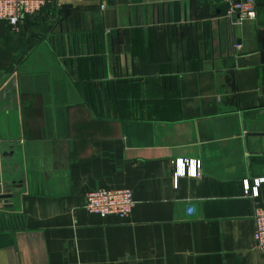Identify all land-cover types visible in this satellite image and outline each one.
Wrapping results in <instances>:
<instances>
[{"label": "crops", "instance_id": "crops-1", "mask_svg": "<svg viewBox=\"0 0 264 264\" xmlns=\"http://www.w3.org/2000/svg\"><path fill=\"white\" fill-rule=\"evenodd\" d=\"M225 13L48 0L0 21V264H264L242 185L264 178V0ZM178 159L201 178L174 187ZM104 187L132 191L128 218L83 209Z\"/></svg>", "mask_w": 264, "mask_h": 264}, {"label": "built area", "instance_id": "built-area-1", "mask_svg": "<svg viewBox=\"0 0 264 264\" xmlns=\"http://www.w3.org/2000/svg\"><path fill=\"white\" fill-rule=\"evenodd\" d=\"M48 0H0V21L5 22L12 31H17L27 17L38 15L46 6ZM225 15L240 24L244 20L256 18L257 0H224ZM202 176L199 160L178 159L172 167V185H177L180 177L200 179ZM264 178L255 179L250 185L243 181V192L252 201L251 218L253 220L254 247L264 253V204L257 201L258 185ZM135 205L132 191L125 187H104L91 190L84 195L83 209L96 214L102 219L109 217L121 222L129 217ZM187 213H194L192 207H187Z\"/></svg>", "mask_w": 264, "mask_h": 264}]
</instances>
